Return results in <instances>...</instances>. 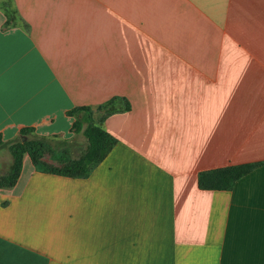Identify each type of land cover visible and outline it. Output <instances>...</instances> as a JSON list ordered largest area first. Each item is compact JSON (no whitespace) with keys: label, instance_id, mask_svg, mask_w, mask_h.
<instances>
[{"label":"crops","instance_id":"obj_1","mask_svg":"<svg viewBox=\"0 0 264 264\" xmlns=\"http://www.w3.org/2000/svg\"><path fill=\"white\" fill-rule=\"evenodd\" d=\"M9 1L5 143L31 129L72 153L68 111L129 110L103 119L116 144L88 177L32 166L0 189V264H264V0ZM238 165L231 190L199 189Z\"/></svg>","mask_w":264,"mask_h":264},{"label":"trees","instance_id":"obj_2","mask_svg":"<svg viewBox=\"0 0 264 264\" xmlns=\"http://www.w3.org/2000/svg\"><path fill=\"white\" fill-rule=\"evenodd\" d=\"M129 110V103L123 99H112L107 104L99 107L97 112H102L101 118L94 117L91 107H77L68 111L67 115L73 119L71 132L81 134L86 142V148L76 159L71 158L67 141H55L43 137H30L31 129L22 131L24 141L7 144L0 137V151L7 149L12 163L7 174L0 178L1 188H12L18 181L22 171L23 158L27 156L35 172L72 179L88 177L110 153L116 140L103 130L102 121L110 114ZM47 151L52 161H59L61 167H52L42 161L41 153ZM255 165L230 166L198 174L197 183L201 190L228 191L233 184L248 174Z\"/></svg>","mask_w":264,"mask_h":264},{"label":"rangeland","instance_id":"obj_3","mask_svg":"<svg viewBox=\"0 0 264 264\" xmlns=\"http://www.w3.org/2000/svg\"><path fill=\"white\" fill-rule=\"evenodd\" d=\"M0 7L5 11L6 15L7 16H11V18L14 17V12L12 10V6H11V2L9 0H0ZM55 140H60L61 138L59 137H54ZM83 150L85 149H80V150H73L72 149V153L71 151H69V154L71 157H79L81 156V154L83 153ZM41 158H42V161H44L46 164H48L49 166H52V167H61L63 164L59 161H52L51 160V155L49 152L47 151H44L42 152L41 154ZM24 158H27V156H25ZM23 158V160H24ZM11 163H12V159H11V156L8 152L7 149H3L0 151V178L4 177L10 166H11ZM32 170V165L30 164V161L27 160V162L24 163V165L22 166V178H21V181H20V185L22 186V184L25 182L26 180V177L28 175V173Z\"/></svg>","mask_w":264,"mask_h":264}]
</instances>
